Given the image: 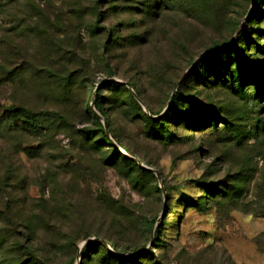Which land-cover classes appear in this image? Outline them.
Here are the masks:
<instances>
[{"label": "rangeland", "instance_id": "374dc122", "mask_svg": "<svg viewBox=\"0 0 264 264\" xmlns=\"http://www.w3.org/2000/svg\"><path fill=\"white\" fill-rule=\"evenodd\" d=\"M126 1L80 0L83 16L75 22L68 6L73 0H0V184L7 168L24 180L9 193L11 200L5 188L11 182L0 185V235L8 241L6 214L23 232L16 220L23 211L17 210L41 204L48 239L71 235L78 241L73 264L90 243L113 253L106 241L120 247L123 252L114 254L122 259L150 252L143 264H264V97L253 92L256 84L264 89V72L255 73L257 81L245 80L241 95L226 88L221 67L222 52L235 40L247 65H264L255 47H264V0H177L156 21L124 13L132 5ZM129 1L139 10L147 4ZM201 3L222 9L217 23L216 13L198 15ZM243 33L249 41L239 39ZM110 38L116 44L104 53ZM199 62L204 65L195 73ZM49 68L68 71L70 84L57 85ZM11 70L22 72L12 90L1 83ZM110 83L140 94V111L163 119L157 134ZM176 93L180 100L173 104ZM97 97L106 120L91 105ZM22 103L34 113H66L67 128L54 133L52 149L40 156L26 152L41 138L3 129L4 111ZM86 109L105 127L118 156L153 179L95 145L97 127L83 120ZM183 111L190 116L179 118ZM86 130L91 137L83 136ZM70 258L59 251L52 261Z\"/></svg>", "mask_w": 264, "mask_h": 264}, {"label": "trees", "instance_id": "16d2710c", "mask_svg": "<svg viewBox=\"0 0 264 264\" xmlns=\"http://www.w3.org/2000/svg\"><path fill=\"white\" fill-rule=\"evenodd\" d=\"M105 2L106 6H111L114 2H118L120 0H102ZM113 1V2H111ZM177 0H147V4H142V10H139L137 7L133 6L134 3L127 0V3H130L132 5L129 6V8H125L124 13H128L131 15H134L138 12L145 14L148 16L152 21H156L164 11H169L173 5L176 4ZM80 0H73L72 3L68 4V6L71 9V15L74 16L73 21L76 22L77 17L83 16V8L81 10L80 6ZM97 3V2H96ZM181 3L183 1L181 0ZM200 3V1H199ZM199 7V14L203 15L207 18H210L213 14H217L216 17L213 19V23H217L218 20L223 15L222 9H217L215 5H212L210 8L208 6L210 4H200ZM80 9V10H79ZM213 9V11H212ZM123 13V14H124ZM122 15V14H121ZM78 21V20H77ZM96 31L100 32V28H98L97 24H93ZM113 30L109 32L111 34ZM244 34V33H243ZM241 35L239 39H241L243 36L247 40V37L244 35ZM142 35V39H143ZM134 40H140V36L133 37ZM145 41V40H144ZM249 41V40H247ZM116 44L115 38H110V40L107 41L103 45V52L109 53L110 48ZM257 48V53L264 56V47L260 45H255ZM221 55H225L224 60L221 61L222 65V71L224 73V76L222 78L223 81H227L226 88L233 91L234 93L243 94V88L242 85L244 84L245 80H253L257 81V76L255 73L257 71L264 72V65L262 64H252L247 65L245 55L243 54V51L239 50L237 40L231 42L230 46L225 49ZM213 56V55H212ZM219 61V59H218ZM232 63L231 66H233V69L230 68L229 63ZM204 65V62H199V64L193 69V72H198L199 68ZM0 64V68H1ZM251 69H255L254 73H251ZM1 70V69H0ZM22 70V69H21ZM18 70H11L2 73L1 77V83H5L11 90L15 88V85L17 81L22 82L20 78L22 72H17ZM67 71V70H66ZM112 73V72H111ZM207 73V72H206ZM59 73L51 71L49 68V76L54 78L56 80L57 85L62 87H67L71 82V76L67 74L59 75ZM115 75V73H112V76ZM205 75V73H204ZM204 75H202L201 80L205 81ZM19 79V80H18ZM222 81V82H223ZM253 83V82H252ZM112 88L116 90V92L121 94L122 98H125L126 101L124 102H130L133 105L132 111L135 113V117L138 118L140 121L145 122L147 125L146 127L151 129L154 134H157L158 128L163 126L162 123H160L162 120L160 119H154L158 114L154 112H150L149 115L144 114L140 111V107L137 104V101L135 99V96L140 98V94L138 92H130L128 89L124 88V86L116 84V83H110L109 84ZM253 86V84H252ZM19 87H21L19 83ZM258 84L255 85L253 92L255 97L261 98L264 97V89L262 90V87ZM87 89H91V86L86 85ZM133 89H135L133 87ZM55 100L57 101L58 98L56 97ZM180 100V95L175 94L173 98V104H177V102ZM190 107V104L187 106ZM93 108L94 111L101 116L103 119H107L106 114L103 112L102 106H101V99L96 98L93 102ZM59 109V108H57ZM176 112V111H175ZM179 114V113H178ZM190 115H188V112L185 113L184 111L180 113L179 118H187ZM83 120L84 119H91L94 123L93 125L97 127L95 145L102 149V151L107 152L106 155H111L112 158H118L122 159V161H118L119 163H128V167L134 166L139 174H143L147 177L149 180L150 178L153 179L152 175L148 171H144L141 168H138L135 166L129 159L123 158L121 156H118L117 151L113 148L112 142L109 140L107 132L105 131V127L100 124L98 121V118L95 114H92L89 112V110H84L82 113ZM171 117L165 116L164 119H171ZM175 118V115L173 116ZM172 118V119H173ZM4 123H3V129L6 130L8 133L17 134L21 137H31V138H41L42 142L37 146L35 149L27 150L26 154L27 156H30L32 153L34 155L40 156L42 153L50 151L51 148V138L53 137L54 133L63 130L67 128L68 120L66 118V113L63 111L57 110V111H43V112H37L34 113L30 109L26 108V106L22 103L19 105H11L9 106L5 111L3 115ZM171 119V120H172ZM5 121L7 123H5ZM221 121V120H220ZM83 123V122H82ZM84 124V123H83ZM82 124V125H83ZM209 124L208 122L205 123V125ZM215 122L212 125V127L215 126ZM106 126L109 129L110 133V126L108 125V122L106 121ZM151 131V132H152ZM91 133H88V130L83 132V136L85 137H91L89 136ZM110 135L113 137V139H116L111 133ZM20 145L16 146V149H20ZM15 151V147H14ZM17 151V150H16ZM19 151V150H18ZM36 152V153H35ZM18 154V153H17ZM16 155V154H15ZM118 156V157H117ZM17 161L20 164V168L22 167V162L20 161L19 157H17ZM127 165V164H126ZM14 173L11 168H7L1 172V175H4V180L0 185H4L6 183L11 182V184L8 187H4L8 191V199L11 200V192H14L16 189V185L22 184L24 180L21 179V177L14 178L12 175ZM20 174V172H19ZM14 180V181H13ZM46 179H40V185L42 187L47 185ZM18 187H22L21 185ZM23 189V188H20ZM3 191V189H0ZM39 203H42V201H39ZM13 204V203H12ZM44 204V203H43ZM11 202L9 201L6 205L9 210ZM14 206V205H13ZM14 209V207H12ZM17 211H23L20 213V217H17V222L21 226L20 230H23V232L17 233L18 227L13 222V219L6 214V228L4 229L6 231L7 240L3 239V236L0 235V264H53L52 258H56L58 256L59 251H63V253L68 256L72 255V258L68 260L66 264H73L75 260V254L77 251L76 243L78 241L72 239L71 235L66 236L63 240L62 239H55L52 237V240L50 241L48 239V233L47 231L50 229L49 224L44 219V211L45 209L41 208L40 206L36 207L33 211H24L23 209L17 210ZM29 215V216H27ZM22 218L25 222H23ZM23 225V226H22ZM41 231L45 232L44 235L41 237L38 233ZM9 238L13 239L11 241ZM86 238V237H85ZM159 232L154 233V243H157L159 240ZM61 242H63V245L61 246ZM107 245L111 248L113 253H110L106 251L100 243H90L86 245L83 250L80 253V264H99V262H102L103 264H143L142 260H147L148 256H151V253H147L143 256H137L130 259H122L118 256H115L114 253L121 254L123 251L120 249V247L110 241H106ZM157 247L155 244H153V248ZM133 252H136L133 250ZM10 253V254H9ZM11 254L15 255V258H11ZM99 256L98 259H96V256Z\"/></svg>", "mask_w": 264, "mask_h": 264}, {"label": "water", "instance_id": "95a60500", "mask_svg": "<svg viewBox=\"0 0 264 264\" xmlns=\"http://www.w3.org/2000/svg\"><path fill=\"white\" fill-rule=\"evenodd\" d=\"M93 102H94V100L92 101V104H91L92 106H93Z\"/></svg>", "mask_w": 264, "mask_h": 264}]
</instances>
